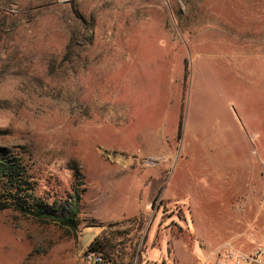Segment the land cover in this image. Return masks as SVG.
Instances as JSON below:
<instances>
[{
    "label": "rangeland",
    "instance_id": "374dc122",
    "mask_svg": "<svg viewBox=\"0 0 264 264\" xmlns=\"http://www.w3.org/2000/svg\"><path fill=\"white\" fill-rule=\"evenodd\" d=\"M1 147L29 182L13 201L79 208L76 229L0 211V264H83L92 231L110 264L252 251L264 0H0Z\"/></svg>",
    "mask_w": 264,
    "mask_h": 264
},
{
    "label": "trees",
    "instance_id": "16d2710c",
    "mask_svg": "<svg viewBox=\"0 0 264 264\" xmlns=\"http://www.w3.org/2000/svg\"><path fill=\"white\" fill-rule=\"evenodd\" d=\"M29 183L27 178L22 176V173H19V165L12 159L9 155L8 150L4 147L0 148V211L14 207L32 215L36 218H50L54 221H57L60 225L68 227L69 229H76V215L79 208V194L76 193L73 204L67 209V215L61 216L55 214L54 211H47L42 207L41 203H37L26 207L20 204L19 202L13 201L19 193L21 185ZM23 191H30V188H27ZM26 196H30L25 192ZM87 249L95 250L97 252H103V246L98 238H95L93 241L88 244ZM105 257V256H104ZM106 258V257H105ZM107 259V258H106Z\"/></svg>",
    "mask_w": 264,
    "mask_h": 264
},
{
    "label": "built area",
    "instance_id": "2783aa9c",
    "mask_svg": "<svg viewBox=\"0 0 264 264\" xmlns=\"http://www.w3.org/2000/svg\"><path fill=\"white\" fill-rule=\"evenodd\" d=\"M214 256V264H264V238L250 252L240 250L229 240ZM82 263L110 264L102 253L87 248L82 252Z\"/></svg>",
    "mask_w": 264,
    "mask_h": 264
},
{
    "label": "crops",
    "instance_id": "0c3cea01",
    "mask_svg": "<svg viewBox=\"0 0 264 264\" xmlns=\"http://www.w3.org/2000/svg\"><path fill=\"white\" fill-rule=\"evenodd\" d=\"M171 254L174 256L176 264H189L187 261V256L182 254V252L177 248V246H174L171 250ZM178 261V262H177ZM151 264H169L166 261L163 262H153Z\"/></svg>",
    "mask_w": 264,
    "mask_h": 264
},
{
    "label": "water",
    "instance_id": "95a60500",
    "mask_svg": "<svg viewBox=\"0 0 264 264\" xmlns=\"http://www.w3.org/2000/svg\"><path fill=\"white\" fill-rule=\"evenodd\" d=\"M95 235V232H85L81 234L80 237V248L83 250L88 243L91 241L92 237Z\"/></svg>",
    "mask_w": 264,
    "mask_h": 264
}]
</instances>
